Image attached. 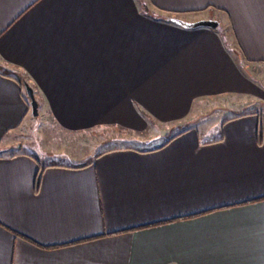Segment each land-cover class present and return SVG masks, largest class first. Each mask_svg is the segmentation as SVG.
Masks as SVG:
<instances>
[{"label":"crops","instance_id":"1","mask_svg":"<svg viewBox=\"0 0 264 264\" xmlns=\"http://www.w3.org/2000/svg\"><path fill=\"white\" fill-rule=\"evenodd\" d=\"M259 69L264 0H0V73L62 133H120L88 156L42 134L41 164L0 74V264H264ZM235 98L262 110L186 123Z\"/></svg>","mask_w":264,"mask_h":264},{"label":"rangeland","instance_id":"2","mask_svg":"<svg viewBox=\"0 0 264 264\" xmlns=\"http://www.w3.org/2000/svg\"><path fill=\"white\" fill-rule=\"evenodd\" d=\"M208 20L214 22L212 17L211 19ZM225 32H227L226 29ZM253 77L254 78L259 77L260 78L259 80L264 84V69H259L257 72H254ZM232 104L235 105L237 109H240L248 104L246 106L247 111L257 110L260 112L262 110L260 107L262 104L260 102L256 103L255 101L254 102L251 101L250 103H248V101H246L245 99H236V98L232 100L219 99L214 101H208V103H202V104L198 103L194 107L192 111V115L188 117V119L186 120V123L192 121V119L193 121L195 120L197 114V107L200 106L199 108H202L201 112L204 115L199 117L197 123H195V126L198 127L200 130L201 129L203 131L207 130L209 136H215L218 132L216 130V127H218L219 122L223 118V115L226 113L225 111H229L228 106H232ZM209 110H213V111L209 112ZM30 116H31V127L28 129L29 131H27L28 134L27 137L30 138L29 134H31V137L33 138V141L35 142L36 146L32 148H24V149H26L30 153L32 152L38 158L41 164H46L48 160H50L45 158L44 154L41 152L39 146L40 144H42L41 141L39 142L40 144H36L40 139L44 138V135L43 137L41 136L42 134L46 135V140L44 144H46V142L48 143L51 141L52 142L51 144L53 146L55 145L56 148H58L59 150H64L65 152H74L76 153L75 155L84 154V156L85 155L88 156L91 154V152H95V151L97 152L98 150H100V148L105 149L107 148L106 146H111V145L114 146L119 143L117 138L118 136H120V133L113 131V129L110 128L108 129L100 128L97 129L96 131H90L86 133L67 134L59 131L57 127L47 118L46 115L40 117L39 111L36 117H33L31 113ZM47 134H49L48 138H47ZM100 142H104L106 144H104L103 146L102 145L98 146ZM79 145H83V146H79Z\"/></svg>","mask_w":264,"mask_h":264},{"label":"trees","instance_id":"3","mask_svg":"<svg viewBox=\"0 0 264 264\" xmlns=\"http://www.w3.org/2000/svg\"><path fill=\"white\" fill-rule=\"evenodd\" d=\"M143 5V4H142ZM159 17V16H158ZM160 18V17H159ZM1 75H3V76H6V77H8V78H11V79H14L17 83H18V85L20 86V89H21V91H22V94H23V96H24V99H25V101H26V103H27V105H28V111H27V113H31V107H30V103H29V99H28V95L26 94V89H25V87H24V85H23V82H26V84L28 85V88H29V90H31L32 91V93H33V95H34V97H35V100H36V102L38 103V94H37V92H36V89H35V87H34V85L31 83V81L30 80H28L27 78H26V76H24V75H22L21 73H17V72H10V71H7V72H1L0 73ZM38 107H39V103H38ZM178 134L179 133H177L176 135H174V136H172V137H170L168 140H166L160 147H163V146H165L168 142H170L173 138H175L176 136H178ZM110 150H114V149H109V150H107V151H110ZM153 150H156V149H150V150H148V151H153ZM107 151H104V152H107ZM104 152H102V153H104ZM99 155V154H98ZM89 164H85V165H83L82 167H84V166H88ZM40 177H41V175H40V172L36 175V177H35V180H34V190H35V192H37V190H38V187H39V183H40Z\"/></svg>","mask_w":264,"mask_h":264},{"label":"water","instance_id":"4","mask_svg":"<svg viewBox=\"0 0 264 264\" xmlns=\"http://www.w3.org/2000/svg\"><path fill=\"white\" fill-rule=\"evenodd\" d=\"M23 85H24V87L26 89V94L28 95V99H29V103H30V107H31V115L33 117H36L38 115V103L36 102L32 91L29 90L28 85L26 84V82H23Z\"/></svg>","mask_w":264,"mask_h":264}]
</instances>
